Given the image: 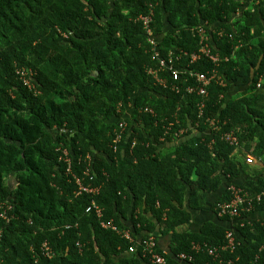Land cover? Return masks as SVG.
Listing matches in <instances>:
<instances>
[{
  "label": "trees",
  "instance_id": "obj_1",
  "mask_svg": "<svg viewBox=\"0 0 264 264\" xmlns=\"http://www.w3.org/2000/svg\"><path fill=\"white\" fill-rule=\"evenodd\" d=\"M204 43L218 65L191 59ZM170 58L178 79L160 63ZM17 67L35 72L32 88ZM213 69L223 84L186 92ZM229 183L264 191V0H0V264H150L135 243L126 254L109 221L154 234L167 264L180 252L189 264H264V197L240 218L217 216ZM205 208L215 218L178 231ZM229 229L234 251L220 263L206 250Z\"/></svg>",
  "mask_w": 264,
  "mask_h": 264
},
{
  "label": "built area",
  "instance_id": "obj_2",
  "mask_svg": "<svg viewBox=\"0 0 264 264\" xmlns=\"http://www.w3.org/2000/svg\"><path fill=\"white\" fill-rule=\"evenodd\" d=\"M142 19H143L144 27L146 29H148L149 19L145 18V17H142ZM147 31H149V30H147ZM203 38H204V36L202 35V39ZM204 39H206V38H204ZM202 55L207 57L211 62H213L214 65H218V63L220 61L218 54L212 52L211 48L208 46L207 43L202 44L200 49L198 50V52L191 55V59L196 60ZM170 62H171V58L168 60V62H166L165 60L160 61L161 65H163L165 67L167 66V69H168L171 77L173 79H178V77H179L178 71L175 68H172V66L167 65V63H170ZM15 73L24 85H26L28 88H32L31 87V80H32L31 78L34 76L35 72L31 68L17 67L15 70ZM194 75L196 77L197 85L194 87H190V86L187 87L186 92H188V93L196 92L200 96H205L207 94L206 86H208L212 80L217 79L219 81V83L223 84V82L221 80H219V77H218L215 69H213L211 72H199V73H195ZM156 81L164 84L163 80L159 77H156ZM172 89H175V87L172 86ZM202 107H204L203 102L199 103V105H198L200 113H201ZM146 111L151 112V113L153 112L152 109H150V108H146ZM207 121H208V125L212 129H215V130L218 129V125H217L218 120H216L214 118H207ZM121 125H122V127H121L120 132L117 133V135L115 136V138L113 140L116 143L119 142L123 136V129L125 128V123H122ZM184 130L185 129H181L180 133L183 132ZM193 131H195V130H193ZM222 137L225 141H227L231 145L237 144L238 140H237L236 136L232 133V131L223 133ZM112 148H113V151H116L117 150V144L113 145ZM86 159H87V161L90 162L89 156H87ZM245 161L247 163H253L255 161V158L252 155L248 154L245 156ZM69 170H70V166L67 167V171H69ZM75 181L79 185L80 191H82V190L92 191L93 190L92 188H87V187L81 185L78 178H76ZM227 189L230 192V199L218 204V206H217V214L218 215H228L230 217L240 218L243 213L251 212L253 210L254 202L255 203L259 202L262 199V197L264 196V191H262L259 194L254 195V196H249V194L247 192L243 191L240 187H236L233 184H229ZM91 209H94L97 214L101 213V209L97 205L92 204L91 206L86 208L87 211H89ZM244 220H245V218H244ZM100 224L103 227L111 228L112 230L117 231L125 239L130 241L131 245L128 247V252L134 253L136 251V247L133 245L135 238L132 237V235L130 234V232L127 229H118L116 227V225H114L111 221H109L107 223L100 222ZM240 225L241 226L243 225V221L240 223ZM225 237H226L227 241L225 244H223L219 247V250H223V251L228 250V251L232 252L234 250V243H235L233 232L230 230H227ZM138 246L142 247V249H141L142 256H145L150 264H167L166 258L156 250V240H155V237L153 236V234L147 235L146 238L140 237V240H138ZM43 247H44L43 248L44 252L48 256H51L50 247L46 241L44 242ZM199 248L200 247L198 246L197 243H192L190 250L197 252L199 250ZM208 253L214 257H218L217 259L219 260L220 263L223 262L221 257L219 256L217 248H208ZM175 259L177 260L176 264H189L192 261L193 257L189 253L180 252L178 255H176ZM263 259H264V257H263Z\"/></svg>",
  "mask_w": 264,
  "mask_h": 264
},
{
  "label": "crops",
  "instance_id": "obj_3",
  "mask_svg": "<svg viewBox=\"0 0 264 264\" xmlns=\"http://www.w3.org/2000/svg\"><path fill=\"white\" fill-rule=\"evenodd\" d=\"M163 148V147H162ZM213 196L209 195L206 200L207 203L211 202ZM215 218V215L213 213V211L210 208H205L203 211L200 212H196L195 215H193V220L192 223L190 225H182L179 227L178 231H183V230H190V231H198V229L201 226V223L211 219V218ZM126 225H130V221L126 220ZM168 242H169V237L166 235H159V238L157 239V244L158 246L164 251L168 253Z\"/></svg>",
  "mask_w": 264,
  "mask_h": 264
},
{
  "label": "clouds",
  "instance_id": "obj_4",
  "mask_svg": "<svg viewBox=\"0 0 264 264\" xmlns=\"http://www.w3.org/2000/svg\"><path fill=\"white\" fill-rule=\"evenodd\" d=\"M229 132H230V131H229ZM232 133H233V132H232ZM233 134H234V133H233ZM236 138H237V136H236ZM237 140H238V138H237ZM234 145H238V141H237V144H234ZM117 149H118V148H117ZM247 155H248V154H247ZM250 155H251V154H250ZM252 156H253V155H252ZM253 157H254V156H253ZM254 158H255V157H254ZM256 160H257V159L255 158V161H254L253 163H255ZM245 162H246V161H245ZM246 163H247V162H246ZM249 164H251V163H249ZM229 184H230V183H229ZM229 184H228V185H229ZM228 185H227V187H228ZM227 187H226V189H227ZM227 190H228V189H227ZM261 192H262V191H261ZM261 192H259V193H261ZM259 193H258V194H259ZM249 196H250V195H249ZM263 197H264V196H263ZM261 200H262V199H261ZM223 202H224V201H223ZM220 203H221V202H220ZM218 204H219V203H218ZM218 204H217V206H218ZM217 206H216V208H215V209H216V215H217V216H223V215H218V214H217ZM248 213H249V212H248ZM250 218H252V217H250ZM256 218H258V217H256ZM130 225H131V224H130ZM127 230H128V231L130 232V234H131L130 226L127 228ZM229 230L232 231V232H234V231L231 230V229H229ZM233 234H234V233H233ZM131 235H132V234H131ZM225 235H226V234H225ZM153 236L155 237L154 234H153ZM132 237L135 238L134 243L138 246V240H140V237H139V236H132ZM136 239H137V240H136ZM46 242H47V241H46ZM129 242H130V241H129ZM47 243H48V242H47ZM192 243H194V242H192ZM192 243H191V244H192ZM136 245H135V246H136ZM198 246L201 248V246H200L199 244H198ZM220 246H221V245H220ZM220 246H218V247H208V248H217V249H218L219 256H221V254H220V250H219V247H220ZM190 247H191V246H190ZM200 248H199V250H200ZM208 248H207L206 252H207L208 255H210V254L208 253ZM199 250H198V251H199ZM198 251H197V252H198ZM233 251H234V250H233ZM233 251H232V252H233ZM126 254L131 255L132 253L128 252V249H127ZM211 256H212V255H211ZM175 257H176V256H175ZM175 257H174V258H175ZM212 257H213L214 259H217V258H218V257H214V256H212ZM217 260H218V259H217ZM218 261H219V260H218Z\"/></svg>",
  "mask_w": 264,
  "mask_h": 264
}]
</instances>
